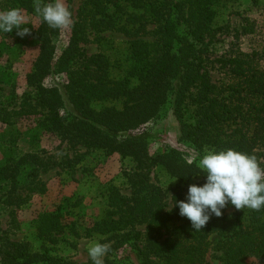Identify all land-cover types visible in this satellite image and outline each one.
<instances>
[{
	"label": "trees",
	"instance_id": "1",
	"mask_svg": "<svg viewBox=\"0 0 264 264\" xmlns=\"http://www.w3.org/2000/svg\"><path fill=\"white\" fill-rule=\"evenodd\" d=\"M221 1L85 0L60 53L56 44L60 29L40 20L32 31L39 43V54L26 76L32 91L23 95L19 109L0 113V118L39 117V126L71 149L120 154L134 165L127 177L131 194L111 188L107 216L88 230L113 242L104 264H210L211 251L219 254L221 264H250L249 259L264 264V209L236 210L229 205L221 217L213 215L201 231H195L178 207H170L151 174L162 167L179 184L198 176L205 180V176L179 149L152 154L154 136L140 131L171 108L180 124L181 141L200 151L245 152L256 156L264 168V70L252 55L240 53L218 60L226 70V79L220 82L214 80L205 52L208 40L230 29V25L215 27V6ZM0 3V11L18 8L36 15L34 0ZM109 31L130 38L133 63L121 79L113 77L106 55L89 54L85 48ZM53 76L64 80L52 83ZM105 102L114 105L95 107ZM75 160L79 158L70 163ZM32 161L36 164L41 159L33 155L8 164L0 170V178L15 179L19 165H34ZM29 189L33 191V185ZM45 191L42 186L40 192ZM180 200L178 193L174 203ZM139 225L145 228L140 230ZM67 231L80 237L60 209L43 215L37 229L41 239L54 245ZM124 247L130 248L137 262H130L129 255L126 262L112 258ZM0 262L79 264L52 256L48 249L33 251L25 242L11 241L1 244Z\"/></svg>",
	"mask_w": 264,
	"mask_h": 264
},
{
	"label": "rangeland",
	"instance_id": "2",
	"mask_svg": "<svg viewBox=\"0 0 264 264\" xmlns=\"http://www.w3.org/2000/svg\"><path fill=\"white\" fill-rule=\"evenodd\" d=\"M84 2L85 0H64L65 6L72 8L73 19ZM215 8V27L230 25V29L207 41L208 48L205 52L214 80L221 82L226 79V70L222 69L218 60L240 53L252 55L256 64L264 70V0H224ZM22 14L31 22L24 25L30 29V34L21 37L17 35V30L0 33L2 114L19 109L23 95L32 91L26 84V76L39 54V43L32 31L39 26L41 19L35 14ZM71 26L60 29L56 37L58 53L69 42ZM100 38L99 42L85 45L88 53L106 55L112 65L113 77H126L133 63L130 59V38L118 31L100 34ZM63 80L64 78L58 76L51 78V82L56 84ZM111 105L114 103L105 102L97 103L95 107L101 109ZM10 117L8 120L0 118V170L8 164L33 155H37L41 161L36 164L32 161L34 165L28 164L24 167L20 164V170H17L13 180L0 178V246L4 241L25 242L33 251L43 252L48 249L49 254L57 258L90 264V244L96 241L107 243L105 241L108 236L89 234L88 230L94 222L107 216L111 188H118L127 196L131 194L127 177L134 168L132 161L120 154L108 155L101 150H88L83 147L71 149L61 138L42 129L37 123L39 117L31 120ZM140 131L154 136L150 144L152 154H163L175 148L183 152L188 162L198 165L199 159L206 152L180 140V124L171 108L166 110L163 117L147 124ZM74 158H79V161L70 163ZM151 179L161 188L170 207L174 205V197L178 193L182 194L183 200L186 199L190 184L202 185L205 182L198 176L189 183L179 184L162 167L153 170ZM30 184L34 187L33 191L29 189L32 186ZM42 186L45 187V192H40ZM58 209L64 214L65 222L75 226L80 237L77 238L67 231L59 236V242L54 245L41 239L37 229L43 215ZM138 228L143 230L145 225H139ZM130 252V248L124 247L112 258L126 262L125 258L129 255L130 262H137L135 255ZM218 255L211 251L207 257L208 262L221 264ZM249 263L257 264L254 259H249Z\"/></svg>",
	"mask_w": 264,
	"mask_h": 264
},
{
	"label": "clouds",
	"instance_id": "3",
	"mask_svg": "<svg viewBox=\"0 0 264 264\" xmlns=\"http://www.w3.org/2000/svg\"><path fill=\"white\" fill-rule=\"evenodd\" d=\"M34 10L49 28L66 29L73 24V13L65 6L64 0H34ZM29 23L18 8L0 11V33L17 30V35L24 37L30 34V29L24 27ZM197 166L205 176V182L190 184L186 199L174 203L179 214L190 221L195 231H201L213 215L221 217L222 210L229 205L236 210L264 209V168L256 156L231 148L206 150ZM110 248V243H91L88 255L92 264H104L103 258Z\"/></svg>",
	"mask_w": 264,
	"mask_h": 264
}]
</instances>
